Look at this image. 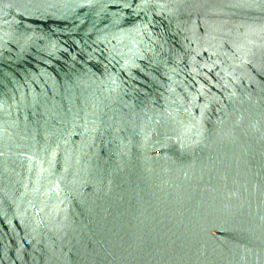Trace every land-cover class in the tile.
<instances>
[{
  "label": "water",
  "instance_id": "1",
  "mask_svg": "<svg viewBox=\"0 0 264 264\" xmlns=\"http://www.w3.org/2000/svg\"><path fill=\"white\" fill-rule=\"evenodd\" d=\"M0 264H264V0H0Z\"/></svg>",
  "mask_w": 264,
  "mask_h": 264
}]
</instances>
